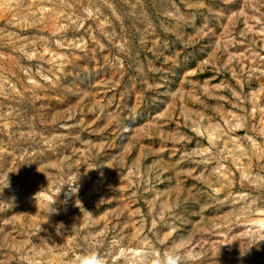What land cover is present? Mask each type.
<instances>
[{"label":"rangeland","instance_id":"1","mask_svg":"<svg viewBox=\"0 0 264 264\" xmlns=\"http://www.w3.org/2000/svg\"><path fill=\"white\" fill-rule=\"evenodd\" d=\"M256 218L264 0H0V264H264Z\"/></svg>","mask_w":264,"mask_h":264},{"label":"clouds","instance_id":"2","mask_svg":"<svg viewBox=\"0 0 264 264\" xmlns=\"http://www.w3.org/2000/svg\"><path fill=\"white\" fill-rule=\"evenodd\" d=\"M79 264H104V261L93 253L82 257L79 261ZM168 264H176V262L169 259Z\"/></svg>","mask_w":264,"mask_h":264},{"label":"bare ground","instance_id":"3","mask_svg":"<svg viewBox=\"0 0 264 264\" xmlns=\"http://www.w3.org/2000/svg\"><path fill=\"white\" fill-rule=\"evenodd\" d=\"M254 223H256L259 227L264 226V218H256ZM137 253L139 254L140 252H138L136 249L135 250L131 249L129 251V254H131L133 257L138 256Z\"/></svg>","mask_w":264,"mask_h":264}]
</instances>
